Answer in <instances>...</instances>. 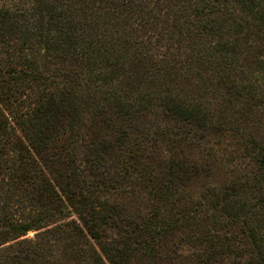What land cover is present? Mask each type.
I'll return each mask as SVG.
<instances>
[{
  "label": "trees",
  "instance_id": "16d2710c",
  "mask_svg": "<svg viewBox=\"0 0 264 264\" xmlns=\"http://www.w3.org/2000/svg\"><path fill=\"white\" fill-rule=\"evenodd\" d=\"M0 264H264V0H0Z\"/></svg>",
  "mask_w": 264,
  "mask_h": 264
},
{
  "label": "rangeland",
  "instance_id": "374dc122",
  "mask_svg": "<svg viewBox=\"0 0 264 264\" xmlns=\"http://www.w3.org/2000/svg\"><path fill=\"white\" fill-rule=\"evenodd\" d=\"M138 129V128H137ZM212 137V136H211ZM206 138V140H201L202 143H209V145H212L214 149L217 150V155L222 156V153H224L226 150L229 151H233V147H235V144H234V141L231 137L228 136V134H223V135H219V134H215L213 135L212 138ZM210 149V147L208 148V150ZM150 151L146 148L145 150H142V162L145 163V169L149 171V168H148V165L147 164H150L152 159L150 158V155H149ZM149 155V157H148ZM235 155V158H237V155ZM147 156V157H145ZM121 156L118 154V152H115V159L113 160H117V159H120ZM140 159V158H139ZM147 163V164H146ZM155 166V163L151 165V167H154ZM112 190L115 189L114 188H111ZM119 190V188H117ZM121 191V190H120ZM140 199V198H138ZM138 199L135 198L134 201H133V205H135V203L137 204L138 203ZM135 202V203H134ZM34 235L33 232H30L28 234L29 237H32Z\"/></svg>",
  "mask_w": 264,
  "mask_h": 264
}]
</instances>
